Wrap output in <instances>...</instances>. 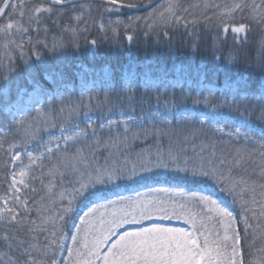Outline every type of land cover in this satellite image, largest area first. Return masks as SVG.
<instances>
[{
  "label": "snow or ice",
  "instance_id": "6c2138e0",
  "mask_svg": "<svg viewBox=\"0 0 264 264\" xmlns=\"http://www.w3.org/2000/svg\"><path fill=\"white\" fill-rule=\"evenodd\" d=\"M153 3L0 0L2 79L15 72L17 60L31 70L33 58L43 61L46 53L55 57L69 47L79 51L81 39L93 48L100 42L131 46L138 36L171 41L172 33L181 30L193 51L200 30L212 33L213 59L225 71L257 31L256 67L264 78V0ZM142 7L151 11L110 18L121 9ZM93 28L99 38H89ZM229 34L232 45L225 47ZM34 87L51 96L49 104L57 98L44 93L38 81ZM142 87L137 95L129 82L114 102L106 93L95 106L93 97L84 102V93L80 102L63 103L61 93L59 109L36 108L37 116L29 118V109L21 108L18 119L11 113L12 120L0 123V264H264V79L255 92L245 86L219 96L211 90L207 95L182 92L179 99L163 79H145ZM2 90L7 97V85ZM94 107L101 112L99 122L89 115ZM150 136L167 137V150H141L134 156L128 151L132 142ZM188 144L193 156L187 155ZM218 144L224 146L219 162L205 160L206 148L217 157ZM100 147L113 150L103 165L95 163ZM246 163L259 168V180L237 178L225 167ZM162 172L176 180L215 182L239 203V218L202 191L149 187L127 196L114 191ZM68 176L72 179L65 186ZM81 206L87 210L78 224L72 223ZM154 218L182 221L186 227L151 223L121 231ZM66 227L75 231L69 235Z\"/></svg>",
  "mask_w": 264,
  "mask_h": 264
},
{
  "label": "rangeland",
  "instance_id": "374dc122",
  "mask_svg": "<svg viewBox=\"0 0 264 264\" xmlns=\"http://www.w3.org/2000/svg\"><path fill=\"white\" fill-rule=\"evenodd\" d=\"M163 1V0H162ZM161 2H159L160 4ZM122 11V10H121ZM128 12H118L120 18H123ZM117 15V16H118ZM111 19L117 17L112 14ZM107 15L106 20L107 22ZM53 31H57L53 29ZM51 38V37H49ZM136 44V43H135ZM149 45V42L146 41ZM227 45H232V36L229 34ZM110 46H113L112 49ZM121 49H118V47ZM109 48V52H104V49ZM102 49V50H101ZM101 50V51H100ZM133 46H129L127 42H123L121 45H113L109 42H100L93 48L90 45H83L80 42L79 51H75L70 47L56 54L55 57L45 54L43 61H36L35 58L30 62L31 70L27 65H24L21 61H16V70L13 72L7 81L2 79L3 72H0V123H6L12 120L11 113H16V118L23 113L18 111L21 108H28L27 116L29 118L36 117V108H43L45 111L49 107L52 109H59L61 106L60 94L64 96L63 103L80 102L81 94L84 93V102H87L88 97H93V105L96 101H103L105 94L109 93L113 102L117 95H123L122 88L129 86L136 90L137 95L143 92L142 82L145 79H163L169 85V91L174 88L175 94L179 99L181 93L185 95L191 93L195 95L196 91H202L204 95H207L209 90L215 92L217 96L222 91L227 92L233 89H240L245 86L249 90L255 92L260 88L261 82L255 83L249 80L247 74H243L241 69L235 65H228V71L224 70L221 66L217 69V61L214 62H199L195 60L197 52L189 50L192 55H181L179 60L171 58L172 64L167 66V63L158 62L156 55L152 59L138 58L133 53ZM105 54L121 55V61L118 59L107 58ZM143 59V60H141ZM174 59V60H173ZM114 66L119 67L114 69ZM39 82V85L43 89L44 93H55L56 99L52 100L50 95H45L37 91L34 87V82ZM112 83L114 87L109 89L106 85ZM7 85L8 95L5 97L3 88ZM257 85V86H255ZM257 102V101H253ZM186 107L191 110L194 106L191 104V100L187 101ZM7 109V110H6ZM227 115V109L224 110ZM106 114V112H105ZM91 118L99 122L101 112L94 107L93 112L89 113ZM115 118V117H113ZM83 126V123H81ZM135 130V128H134ZM47 139V137H44ZM155 140L158 148L167 150L169 146V140L167 137L157 140L154 137L145 139H139L132 144L139 145L138 149L134 152L139 153L144 148H147L144 144H147L150 140ZM249 147H254L250 145ZM147 150V149H145ZM155 150V151H156ZM231 150V148H225ZM151 151V152H155ZM135 154H132L133 156ZM149 187L152 188H184L186 191H202L205 194H210L212 197L222 203V206L228 208L230 211L229 200L224 197L219 190H216L212 185L205 183L187 185V183L181 182H158L154 180L143 181L132 187H123L118 190L123 195H133L136 191L146 192ZM112 198H115L113 196ZM87 208H81L80 212L75 219V224L79 223V217L83 215V212ZM151 223H160L170 227H186L182 221L166 220L154 218L150 221H144L140 225H125L123 230H134L141 226H148ZM75 229L70 227L69 235L74 232ZM67 245L71 244L70 238L66 241ZM67 258V252H63L60 256L61 261Z\"/></svg>",
  "mask_w": 264,
  "mask_h": 264
},
{
  "label": "trees",
  "instance_id": "16d2710c",
  "mask_svg": "<svg viewBox=\"0 0 264 264\" xmlns=\"http://www.w3.org/2000/svg\"><path fill=\"white\" fill-rule=\"evenodd\" d=\"M163 1H161L162 3ZM195 0H182V3L185 5L194 3ZM216 2H221V0H216ZM257 2H259V0H257ZM159 4V3H158ZM157 4V5H158ZM156 6V5H155ZM122 10V11H121ZM121 12H128L126 14H124L125 16H123V18H127L128 16H137V15H145L147 11H151V8L143 10V11H133V10H128V9H121ZM114 15L116 17H119V15L117 13H114ZM118 15V16H117ZM120 18V17H119ZM122 19V18H121ZM99 38V33L97 31V29L93 28L91 35L89 38ZM258 38H259V33L257 31H253L250 35H249V42L245 45H243L240 49V56H239V60L238 62L235 64V66L239 69H241V72L243 74H247L249 76V80L250 81H254L255 83H260L261 79H262V75L261 72L257 69L256 64H257V57H258ZM146 41L149 42V45L146 44ZM81 44L85 45V41L83 39H81ZM103 43V42H102ZM136 43V44H135ZM191 43L192 41L186 37L183 34V30H181L180 32L177 33H172V40L169 41L166 38H162L158 43L155 41V37L148 39V40H144L142 37L137 38V40L132 44L133 46V53H135L138 58H143V59H152L155 55L157 57V61L158 62H166L167 66L172 64V60L171 58H175L176 60H179L180 57H182L181 55H192V53L189 52V50H192L191 47ZM196 43L198 44V50L195 51L198 53V55L194 56L195 60L197 59L199 62L202 61H209V62H214L215 60L213 59V54H212V33L204 31V30H200L199 32V39L196 41ZM230 46V45H225V47ZM112 49H114L113 46H110ZM118 49H121V47L119 46ZM102 50V49H101ZM100 50V51H101ZM110 49H104V52H109ZM107 58H114V59H121V55H115L113 57V54H105ZM141 59V60H143ZM174 60V59H173ZM121 61V60H120ZM119 67L114 66V69H117ZM257 86V85H255ZM155 139V138H154ZM168 141V139H167ZM197 147L195 149V151H199V141L196 142ZM145 146H147V148H144L143 150L147 149L149 151H155L158 145L156 143L155 140H150L149 142H147V144H144ZM139 145L137 144H131L130 148H129V152L131 154H135L134 152L138 149ZM186 150H187V155L189 156H193L194 152H193V148L191 144L185 145ZM224 148V146L222 145H217V157L213 158L211 156V148H206L203 152V156L205 157V160L208 159H212L214 163H218V157L220 155L221 149ZM113 151L111 149H107L105 147H100L95 151V163L97 164H101L103 165L106 160L109 157V152ZM230 151V150H226V153ZM115 158V157H113ZM119 159H123V157H119ZM227 167H231L232 168V175L239 178L241 176H244L245 178H251L254 180H259V168L256 167L255 164L252 163H246V164H242L239 166H232L231 164L226 165ZM253 168H255V172L253 171ZM72 177L68 176L65 179V186H68V181L71 180ZM154 181L158 182H185L187 183V185H192V184H199V183H192L190 181H185V180H176L173 179L171 175H169L168 173H161L159 176L155 177L154 179H151ZM142 183V182H141ZM205 184L208 185H212L216 190L220 191V185L216 184L215 182L212 181H207V182H203ZM137 184L133 183V184H128L127 186H122L123 187H132L135 186ZM118 190V189H115ZM221 192V191H220ZM221 194L226 197L229 200L230 203V211L236 215L239 218V214L241 212V208L238 202H234L233 197L231 195H229L227 192H221ZM81 208H85L83 206L78 207L76 212L73 214V221L72 223L75 222V219L77 218L80 209ZM256 211L258 212L259 209L257 208ZM254 224L256 223V221H252ZM242 227V225H241ZM70 227H66L65 231L69 233ZM41 240H43V236L40 237ZM260 245V241L257 240V247H259ZM0 250H4L3 246L0 245Z\"/></svg>",
  "mask_w": 264,
  "mask_h": 264
},
{
  "label": "water",
  "instance_id": "95a60500",
  "mask_svg": "<svg viewBox=\"0 0 264 264\" xmlns=\"http://www.w3.org/2000/svg\"><path fill=\"white\" fill-rule=\"evenodd\" d=\"M161 0H154L153 6H155L156 4H158ZM149 9L147 7H142V8H138V9H129V10H133V11H143Z\"/></svg>",
  "mask_w": 264,
  "mask_h": 264
}]
</instances>
